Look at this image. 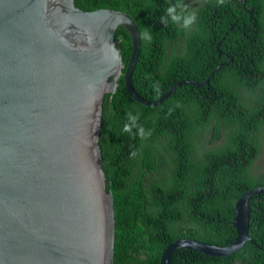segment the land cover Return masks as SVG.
Returning a JSON list of instances; mask_svg holds the SVG:
<instances>
[{"label": "trees", "instance_id": "1", "mask_svg": "<svg viewBox=\"0 0 264 264\" xmlns=\"http://www.w3.org/2000/svg\"><path fill=\"white\" fill-rule=\"evenodd\" d=\"M174 2L73 0L81 9L122 10L139 34H151L150 42L140 39L130 76L136 92L148 100L180 78L204 79L223 60L205 84L181 83L156 105L132 99L121 74L113 92L102 96L98 145L112 196L111 264H158L161 249L176 237L228 243L235 234L234 200L246 188L264 184V171L250 169L264 145V0H224L223 5L202 0L187 31L160 23ZM112 38L122 71L130 36L117 25ZM129 112L139 114L149 137L122 132ZM247 203V233L257 245L245 240L225 256L180 247L169 264H264V193L248 196Z\"/></svg>", "mask_w": 264, "mask_h": 264}, {"label": "water", "instance_id": "2", "mask_svg": "<svg viewBox=\"0 0 264 264\" xmlns=\"http://www.w3.org/2000/svg\"><path fill=\"white\" fill-rule=\"evenodd\" d=\"M117 25L131 44L122 71L112 38ZM139 47L135 22L122 10L81 9L73 0H0V264H111L112 196L98 145L102 96L121 74L132 99L156 105L181 83L205 84L223 62L204 79L180 78L148 100L130 82ZM260 192L264 184L234 200L228 243L176 237L158 264H169L180 247L225 256L245 240L255 244L247 233V198Z\"/></svg>", "mask_w": 264, "mask_h": 264}, {"label": "clouds", "instance_id": "3", "mask_svg": "<svg viewBox=\"0 0 264 264\" xmlns=\"http://www.w3.org/2000/svg\"><path fill=\"white\" fill-rule=\"evenodd\" d=\"M218 3L223 5L224 0H218ZM196 17L193 13L188 12L186 6L182 3V0H175L174 3L169 4L163 11V14L160 17V23H162L165 27L171 23L173 25L179 26L184 31H187L191 28V26L195 23ZM117 21L120 23H126L127 20L124 17H117ZM139 38L141 40L151 41L152 36L149 32H141L139 34ZM94 37L89 34L88 42L89 44L93 43ZM105 47L115 49V45L109 44L105 42ZM153 89L159 93V85L154 84ZM180 105L177 104L176 107ZM172 109H169L171 112ZM139 114L133 115L132 113H126V122L123 124L122 132L128 133L131 136L139 137L140 139H146L151 135V131H146L142 125L138 123ZM133 129L136 131L133 132ZM137 155L136 151H132L130 153V158H135Z\"/></svg>", "mask_w": 264, "mask_h": 264}, {"label": "rangeland", "instance_id": "4", "mask_svg": "<svg viewBox=\"0 0 264 264\" xmlns=\"http://www.w3.org/2000/svg\"><path fill=\"white\" fill-rule=\"evenodd\" d=\"M187 11L193 13V7L190 8V10H187ZM244 94L247 95L249 93H244ZM251 94L253 96H256V95H258L260 93L255 92V91H252ZM248 99L250 100V98H248ZM208 135H209V133L206 132L204 134V138H206ZM203 145H207V143L206 142H203ZM250 169H251L252 172H255V173H258V172H261V171L263 172L264 171V145H262L260 147V149H259L256 157L254 158V160H253V162L251 164V168Z\"/></svg>", "mask_w": 264, "mask_h": 264}, {"label": "flooded vegetation", "instance_id": "5", "mask_svg": "<svg viewBox=\"0 0 264 264\" xmlns=\"http://www.w3.org/2000/svg\"><path fill=\"white\" fill-rule=\"evenodd\" d=\"M202 0H183V4L186 6V8L188 10H190V8H194V6L198 3H200Z\"/></svg>", "mask_w": 264, "mask_h": 264}]
</instances>
